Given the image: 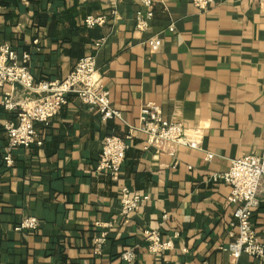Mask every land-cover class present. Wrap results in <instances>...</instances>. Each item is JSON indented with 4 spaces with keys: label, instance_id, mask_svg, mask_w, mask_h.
Masks as SVG:
<instances>
[{
    "label": "crops",
    "instance_id": "0c3cea01",
    "mask_svg": "<svg viewBox=\"0 0 264 264\" xmlns=\"http://www.w3.org/2000/svg\"><path fill=\"white\" fill-rule=\"evenodd\" d=\"M141 0H0V42L28 63L36 82L64 79L78 61L95 54L113 106L138 124L143 106L154 103L164 118L199 134L200 149L143 148L129 141L122 183L150 199L129 218L121 215L118 184L96 173L101 145L123 136L122 120L70 94L46 126L42 146L17 147L8 166L5 124L17 120L3 105L40 96L24 86L0 87V264H264L226 250L237 228L231 185L215 181L231 160L259 155L264 146V0H214L207 10L193 0H152L154 19L136 29ZM104 16L89 27L88 16ZM162 44L152 51L148 40ZM102 41L100 47L97 43ZM214 153L211 161L206 153ZM252 222L264 244V185ZM167 213L168 219L163 215ZM35 216V231L17 230ZM114 224L100 253L94 239ZM157 230L174 247L150 250L146 231ZM134 249L136 260L123 259Z\"/></svg>",
    "mask_w": 264,
    "mask_h": 264
},
{
    "label": "built area",
    "instance_id": "2783aa9c",
    "mask_svg": "<svg viewBox=\"0 0 264 264\" xmlns=\"http://www.w3.org/2000/svg\"><path fill=\"white\" fill-rule=\"evenodd\" d=\"M149 9L147 12L138 11L136 15V29L146 31L154 19L151 9L152 0H141ZM214 0H193L201 10H207ZM89 27L101 25L105 22L104 16L90 15L85 19ZM162 41L160 37H151L148 40L152 51H158ZM102 41L97 43L100 47ZM30 52L19 54L10 44L0 42V87L5 84H19L40 96L36 99L14 101L10 94L3 99L5 108L16 111L17 120H9L5 124L8 137L7 154L4 160L8 166L14 164L13 151L17 147L42 146L43 137L39 125L46 126L66 105L70 94H77L84 104L97 108L104 120H122L125 127L123 136L109 135L102 141L99 162L96 173L110 177L118 184L120 213L129 218L144 202L150 199L144 192H132L129 186L122 183V169L126 160L129 141L145 137L143 148L152 147L167 150L175 155L179 146L200 149L199 134L185 127L182 122L170 121L164 118L154 103H149L141 109L139 123H131L124 119L121 111L111 102L110 89L104 87L97 67L95 54L81 58L74 69L64 79L36 82L32 69L29 67ZM214 153L207 152L206 159L211 161ZM229 169L225 173L213 174L215 181L223 180L231 185L229 201L235 206L233 226L237 234L226 250L239 259L248 254L264 261V244L258 237L252 215L260 204L259 194L264 185V146L259 155H247L231 160ZM168 219V214L163 215ZM40 220L35 216L25 217L16 226L17 230L35 231L40 227ZM101 226L100 234L94 239L95 250L101 252L108 242L111 228L114 224L98 222ZM150 241V250L155 253H164L174 247L172 240H161L157 230L146 231ZM123 259L129 263L136 260L134 249L125 251Z\"/></svg>",
    "mask_w": 264,
    "mask_h": 264
},
{
    "label": "trees",
    "instance_id": "16d2710c",
    "mask_svg": "<svg viewBox=\"0 0 264 264\" xmlns=\"http://www.w3.org/2000/svg\"><path fill=\"white\" fill-rule=\"evenodd\" d=\"M94 27V26H93Z\"/></svg>",
    "mask_w": 264,
    "mask_h": 264
}]
</instances>
